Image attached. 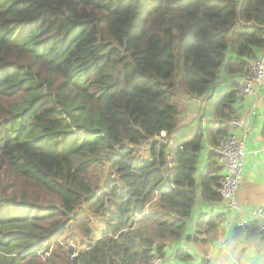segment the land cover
<instances>
[{
  "label": "trees",
  "instance_id": "16d2710c",
  "mask_svg": "<svg viewBox=\"0 0 264 264\" xmlns=\"http://www.w3.org/2000/svg\"><path fill=\"white\" fill-rule=\"evenodd\" d=\"M262 50L264 0H0V264L205 253L223 213L188 221L222 201L216 150ZM221 75L212 119L180 125L179 101L201 105Z\"/></svg>",
  "mask_w": 264,
  "mask_h": 264
},
{
  "label": "crops",
  "instance_id": "0c3cea01",
  "mask_svg": "<svg viewBox=\"0 0 264 264\" xmlns=\"http://www.w3.org/2000/svg\"><path fill=\"white\" fill-rule=\"evenodd\" d=\"M264 57V51L259 52L258 58ZM223 76V75H221ZM220 76V77H221ZM220 79L218 80L219 83ZM220 87V88H217ZM212 89L209 99L199 105L198 110L205 106L203 125L212 119V105L218 96V89L223 88L222 83ZM260 89V90H259ZM192 105V104H190ZM193 108V106H192ZM197 110V109H196ZM195 109H189L187 103L181 114V124L187 125L191 119H186L187 114H194ZM236 116L243 125L235 128L236 133L244 138V164L241 173V182L236 194L235 203L229 205L226 199L217 204L207 203L199 199L194 206L190 220L188 221V235L195 231L197 220L210 213H223L222 230L211 234L208 250L202 253L192 243L180 241L176 245H170L165 249L162 264H264V251H258L244 242L245 233L241 238H234L238 228H257L264 222V217L258 210L264 209V137L262 128L264 125V88H258L254 95L241 96L235 104ZM190 130L184 132L189 135ZM206 147L201 153L200 171L206 164V156L210 152ZM175 249L188 252L192 259L186 262L177 261L174 258Z\"/></svg>",
  "mask_w": 264,
  "mask_h": 264
},
{
  "label": "built area",
  "instance_id": "2783aa9c",
  "mask_svg": "<svg viewBox=\"0 0 264 264\" xmlns=\"http://www.w3.org/2000/svg\"><path fill=\"white\" fill-rule=\"evenodd\" d=\"M249 68V75H244L239 80L238 95L240 97L254 95L258 88H264V57L250 60ZM242 125V120L236 114L231 117L229 134L216 150L219 155V162L223 167V178L218 192L231 206L235 203L244 164V138L235 131V128H240ZM258 213L264 217L263 208L259 209ZM257 226L258 231L264 233V222ZM147 264H162V259L153 256Z\"/></svg>",
  "mask_w": 264,
  "mask_h": 264
},
{
  "label": "rangeland",
  "instance_id": "374dc122",
  "mask_svg": "<svg viewBox=\"0 0 264 264\" xmlns=\"http://www.w3.org/2000/svg\"><path fill=\"white\" fill-rule=\"evenodd\" d=\"M220 81H219V83L217 82V85H219L220 83H222L223 82V76H221L220 78ZM179 98H182L181 96H179ZM206 102V101H205ZM181 103H183V104H180V101H179V107L180 108H184V106H186V103H187V101L186 100H182L181 101ZM202 104V103H201ZM205 107V106H204ZM190 109V108H189ZM193 109H195L194 107H193ZM196 114H202V112L200 111V110H197L195 113H194V115H196ZM189 116L191 117V115H189V114H187V116H186V119L188 120L189 119ZM205 117V116H204ZM207 124V122H205V125Z\"/></svg>",
  "mask_w": 264,
  "mask_h": 264
},
{
  "label": "water",
  "instance_id": "95a60500",
  "mask_svg": "<svg viewBox=\"0 0 264 264\" xmlns=\"http://www.w3.org/2000/svg\"><path fill=\"white\" fill-rule=\"evenodd\" d=\"M190 104H192V105H190ZM199 105H200V101H199V99H197V98H190V99H189L188 107H189L190 109H193V108H192V106H193V107L195 108V110H196V109L198 110ZM197 110H196V111H197ZM189 115H191V117L189 116V119H191L193 116H195L194 114H189Z\"/></svg>",
  "mask_w": 264,
  "mask_h": 264
}]
</instances>
